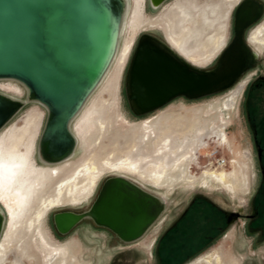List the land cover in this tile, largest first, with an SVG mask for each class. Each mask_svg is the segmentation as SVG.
Masks as SVG:
<instances>
[{
	"label": "bare ground",
	"instance_id": "6f19581e",
	"mask_svg": "<svg viewBox=\"0 0 264 264\" xmlns=\"http://www.w3.org/2000/svg\"><path fill=\"white\" fill-rule=\"evenodd\" d=\"M166 1L152 0L153 7L157 8ZM220 2L228 8L229 0ZM145 4L146 0L125 2L126 16L116 31L113 51L71 121L76 144L83 150L78 159L72 158L73 150L61 161L44 160L46 165L37 163L35 141L41 118L37 108L32 107L27 112L22 125L8 121L0 128V208L5 215V224L8 218L0 241V264H6L10 251L18 255L11 264H21L20 258L32 262L31 247L37 248L42 254L59 249L38 226L41 217L54 206H76L89 199L106 172L133 175L144 183L163 189L181 182L192 184L196 180H213L235 189L238 186L234 184L243 181L241 166L235 159H232L229 173L223 169L217 171L216 168H208L202 170L199 177L191 174L192 164L199 154L197 149L207 148L201 140L205 134L199 133L206 123L210 125L215 120L214 115L205 117L201 108L189 110L190 115L146 119L125 128L115 125L118 113L114 103L136 37L156 23V20L146 15ZM175 11L184 15L185 4L178 3ZM262 33L264 27L257 32ZM256 38L260 44H264L263 38L258 35ZM169 41L185 57L203 65L221 49L224 38L221 34L207 43L193 44L186 37L169 35ZM0 88L20 92L18 87L10 83L0 84ZM229 102L227 98L225 106ZM16 105L19 110L21 103L17 101ZM223 121L224 118L221 119ZM210 134L218 143L231 147L225 125L213 128ZM122 140L127 142L125 148L118 146ZM109 141L112 142L111 147L106 145ZM220 163L222 167L223 162ZM123 174L117 177L127 178ZM63 248L65 255L43 264H74L76 246L68 242ZM203 260L209 264L220 263L218 257H207L198 259L194 264Z\"/></svg>",
	"mask_w": 264,
	"mask_h": 264
},
{
	"label": "water",
	"instance_id": "95a60500",
	"mask_svg": "<svg viewBox=\"0 0 264 264\" xmlns=\"http://www.w3.org/2000/svg\"><path fill=\"white\" fill-rule=\"evenodd\" d=\"M124 5V0H0V78L21 81L31 98L47 106L38 143L43 161H61L73 152L76 139L69 124L107 64ZM239 69L230 73L222 64L200 72L142 34L127 70L129 105L136 115H145L178 96L201 97L226 87ZM1 96L0 128L18 110L17 101ZM161 204L116 176L105 181L91 214L97 224L131 241L154 221ZM80 218L57 215L58 231L69 232ZM3 223L0 212V235Z\"/></svg>",
	"mask_w": 264,
	"mask_h": 264
},
{
	"label": "rangeland",
	"instance_id": "374dc122",
	"mask_svg": "<svg viewBox=\"0 0 264 264\" xmlns=\"http://www.w3.org/2000/svg\"><path fill=\"white\" fill-rule=\"evenodd\" d=\"M124 1L127 3L128 0ZM178 3L185 4L184 15H179L175 11ZM230 8H227V6L220 2V0H167L165 3L156 8L152 6L151 0H146L145 13L148 17L156 20V23L153 27H151V29L139 33L136 37L134 45L136 46L138 38L142 34H147L164 43L176 55L188 62L190 65L197 68L210 67L224 47L207 66L199 67L189 62L172 48L169 44V35H172L173 37H186L189 43L204 44L210 40L218 38L222 34L226 44L229 37ZM125 16L126 10L124 9L121 16L120 26L122 25ZM157 17L158 19H156ZM135 46L133 47L131 54H133ZM131 57L132 55L127 62L125 68L126 71H124L125 74L123 73L124 77H122L121 80L120 92L116 97V102L114 103V107L118 113L115 125L125 128L126 126L137 124L146 119L152 120L156 118H164L166 116L190 115L191 112L189 110L196 107L201 108L205 117L211 118L214 115L215 120L210 125L206 123L203 126L204 128H202V131L199 133L205 134L201 140L206 143L205 146L207 148L204 150H202L203 148L197 149L199 154L192 164L191 174H194L195 177H199L202 170L208 168H216L217 171H221L223 169L227 173L230 172L232 170V158L238 157L239 152L248 151L249 144L246 140L244 124L237 115L236 109L234 108L224 111L221 107V104L227 98V93L229 91L198 100H190L178 96L153 112L145 115H136L129 105L126 91L127 70ZM7 83L18 87L20 92L7 91L0 88V94L21 103V108L17 110L8 123L15 122L18 125H22L25 115L32 107L37 108L38 111L41 112V118L39 120L40 125L35 141L37 146L35 151V160L41 165H46L39 155L38 143L47 119L48 108L41 101L31 98L29 89L21 81L15 78H0V84ZM210 106H213V108L207 109V107ZM217 106H219V110H217ZM222 118H224L226 123H224L225 121H223V123L221 122ZM72 119H74V117ZM224 125L231 147H228L227 144L224 145L218 143L213 137H211L212 134H210L213 128H218ZM69 130L73 134L71 122L69 124ZM106 145L111 147L112 142H106ZM126 145L127 142L125 140L118 143V146L123 148H125ZM82 153L83 150L76 144L72 158L78 159ZM220 162H223L222 167ZM245 162V170L247 173L249 160L246 159ZM115 174L118 175L123 173L116 171L104 173L101 176L93 195L82 204L76 206L57 205L52 207L41 217L38 222V226L41 227L50 242L56 244L59 249L48 254H42L37 248L31 247L30 252L33 251L31 252L32 262L27 261L26 264H43L50 262L52 258L56 259L62 257L63 254H66L63 245L68 242H71L76 246V250L74 252V264H153L154 261L151 257L152 250L144 254L140 251L142 241L162 234L180 214V211L185 207L187 200H189L194 194L198 192L206 193L213 199L219 200L228 211L232 210L233 203L238 205V201L230 199L228 193L224 189L216 186L209 190L201 188L199 186H203V183L199 180L192 182V184L181 182L174 185L169 191H167L165 188H155L147 183H144L133 175L123 174L128 177L127 180L131 184L139 187L144 192L160 199L164 195V199H162V204L156 218L147 227L145 232L140 237L131 241H122L120 237L111 229L97 224L91 214L93 205L102 189V186L108 178L116 177ZM247 176L250 181L254 177L248 173ZM205 184L212 185L218 184V182L210 180ZM185 186L194 187L191 189ZM249 187L250 192L244 195L247 200L251 198L252 192V186ZM0 204L2 205L1 202ZM0 212L4 216V223L1 231L2 233L6 229V227L4 229L5 215L1 208ZM249 212V208L244 207L239 209V213L241 214ZM63 213H71L81 216L80 220L70 229L69 232L65 234L58 231L55 223L56 216ZM7 222L8 218L6 225ZM244 222L243 218L235 220L233 223L235 226L233 237L226 241L225 245L234 249L237 254L242 256L241 264H264V240L251 246V238L244 234ZM9 258H11V255H9ZM64 263L65 262L62 264ZM201 264L205 263L201 262Z\"/></svg>",
	"mask_w": 264,
	"mask_h": 264
},
{
	"label": "flooded vegetation",
	"instance_id": "af4514ba",
	"mask_svg": "<svg viewBox=\"0 0 264 264\" xmlns=\"http://www.w3.org/2000/svg\"><path fill=\"white\" fill-rule=\"evenodd\" d=\"M228 8H230L228 40L226 44L224 41L221 47V49L224 47L222 51L220 49L208 63L197 64L192 59L181 54L171 42L169 44L182 57L199 67L207 66L221 51L210 67L197 68L191 65L200 72L215 71L222 64L230 73L240 68L236 75H231L228 85L223 89L197 98L181 96L190 100H198L229 91L227 98L230 99V102L225 106L224 101L226 98L221 107L224 111L236 109L237 115L244 124L245 136L249 144L248 151L239 152L238 157L232 158L241 166L243 181L234 184L238 186L235 189L227 188L220 183L206 185L205 183L207 182H202L203 186L199 187L207 190L215 186L222 188L228 193L230 199L238 201V205L233 203L232 210L228 211L219 200L213 199L210 195L203 192L194 194L187 200L180 214L162 234L142 241L140 251L144 254L152 250L153 264H194L198 259L207 257H218L220 260L219 264H241L242 256L225 245V242L233 237L235 228L233 223L238 218H243L245 221L244 234L251 238V246L264 240V44H260L261 42L256 38L258 35L263 38L264 42V33L257 34L264 27V0H229ZM246 159L249 160L247 173L254 176L251 181L245 170ZM115 175L118 176L117 174ZM127 179L128 177L122 180L126 181ZM249 186H252V192L251 198L247 200L244 195L250 192ZM172 187L166 190L169 191ZM185 187L192 189L194 186ZM156 199L161 203L164 195L161 199L157 197ZM202 201L209 204L215 213L220 216V222L212 226L216 232L215 235L206 234L203 242L196 239L201 237L200 233L195 234V236L193 234L190 237L186 236V244L187 242L194 244L192 250L187 251L188 247H186L185 242L179 243L176 238L179 223L186 217L193 203ZM244 207L249 208L250 212L239 213V209ZM186 253L195 255L190 262H183L182 255ZM9 255H11V258H9ZM7 256L6 264H11L18 257L15 251H10ZM27 261L24 258H20L21 264H26ZM201 262L209 264L204 260L200 261L199 264Z\"/></svg>",
	"mask_w": 264,
	"mask_h": 264
},
{
	"label": "crops",
	"instance_id": "0c3cea01",
	"mask_svg": "<svg viewBox=\"0 0 264 264\" xmlns=\"http://www.w3.org/2000/svg\"><path fill=\"white\" fill-rule=\"evenodd\" d=\"M217 222H220V216L215 213L212 207L207 204L205 201L200 203H193L191 209L187 212L186 217L179 223L178 234L176 236L179 243L185 242L186 247H188L187 251L192 250L194 244L191 242H187L186 244V236L190 237L191 234L195 236V234L200 233L201 237H197L199 241L203 242L205 240L206 234L215 235V230L212 228ZM222 233V231H220ZM183 262H190L191 258L195 255L191 253L183 254ZM181 259V260H182Z\"/></svg>",
	"mask_w": 264,
	"mask_h": 264
}]
</instances>
